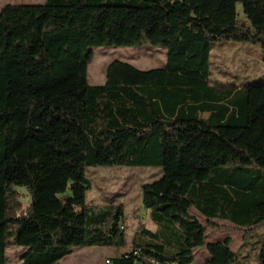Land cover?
<instances>
[{
  "label": "trees",
  "instance_id": "1",
  "mask_svg": "<svg viewBox=\"0 0 264 264\" xmlns=\"http://www.w3.org/2000/svg\"><path fill=\"white\" fill-rule=\"evenodd\" d=\"M240 6L241 12L237 9ZM256 44L264 63V0H45L0 10V264H59L76 247L125 245L123 205L86 203L88 167H159L143 183L140 228L110 264H232L231 239L205 225L264 223V81L211 82V44ZM162 47L161 67L111 62L87 82L94 47ZM16 186L30 204L22 214ZM215 227V226H213ZM245 244L243 236L242 245ZM153 260V261H151ZM264 264V238L257 252Z\"/></svg>",
  "mask_w": 264,
  "mask_h": 264
},
{
  "label": "rangeland",
  "instance_id": "2",
  "mask_svg": "<svg viewBox=\"0 0 264 264\" xmlns=\"http://www.w3.org/2000/svg\"><path fill=\"white\" fill-rule=\"evenodd\" d=\"M44 1L0 0V10L6 5L42 4ZM237 9L241 12L240 6H237ZM210 53L211 82L244 88L264 81V63L261 60V49L258 45L220 40L211 44ZM165 57L166 49L162 47H94L92 58L87 65V82L90 85L103 84L106 68L113 61L126 62L138 69L147 70L162 66ZM161 174L162 170L159 167L119 165L86 168L85 178L89 183L85 197L86 203L108 206L122 204L125 210L122 230L126 243L119 248L76 247L71 254L60 259L59 264H106L105 260L109 259L106 255H112L113 249L116 253L129 251L132 248L130 236L140 227L138 221L131 218L132 213H137L135 208L141 201L140 187L143 183L158 179ZM16 190L19 193L20 202L16 214L19 215L30 204V196L24 187L16 186ZM189 211L202 225H205L206 242L221 240L227 236L232 239L231 249L238 252L237 259L232 264H258L257 252L260 241L264 238V223L244 231V228L235 227L226 221L214 219L208 223L207 219L194 207H191ZM243 236H245L244 246L242 245ZM200 250L202 249L196 252L198 261L195 260L191 264H198L200 261ZM23 251L24 249L17 247H7L5 249L6 264H21L19 257ZM205 252L207 254V251Z\"/></svg>",
  "mask_w": 264,
  "mask_h": 264
},
{
  "label": "crops",
  "instance_id": "3",
  "mask_svg": "<svg viewBox=\"0 0 264 264\" xmlns=\"http://www.w3.org/2000/svg\"><path fill=\"white\" fill-rule=\"evenodd\" d=\"M159 67H161V66H159ZM155 68H157V67H155ZM143 70V69H142ZM140 204H141V201H140ZM140 204H139V206L137 207V208H135V209H137V213H132L131 214V218L132 219H136V221H138V223H139V228H137V229H135L133 232H132V234H131V236H130V242H131V238H132V235L134 234V233H136V232H138V230L140 229V228H144V229H146V230H149V231H151V232H154L155 230H156V225H155V223L151 220V218H150V213H149V210L148 209H142L141 208V206H140ZM190 210V209H189ZM124 207H123V216H122V218L124 217ZM189 213H190V211H189ZM191 214V213H190ZM135 215H136V217H135ZM191 215H193V214H191ZM193 216H195V215H193ZM196 217V216H195ZM197 218V217H196ZM124 219V218H123ZM198 219V218H197ZM214 219H216V218H212L211 219V221H214ZM217 220H221V221H226V222H228V223H230V224H232L233 226H235V227H237L236 225H234L232 222H230L229 220H225V219H217ZM124 225V224H123ZM206 236V235H205ZM228 237V236H227ZM226 238V237H225ZM225 238H223V239H225ZM230 238V237H229ZM223 239H221V240H215V241H222ZM231 239V238H230ZM215 241H209V242H207V243H211V242H215ZM231 242H232V239H231ZM231 242H230V245H229V247H230V249H231ZM17 248H19V249H24V248H20V247H17ZM95 248H97V249H103V248H108V247H95ZM198 249H202V250H200V261L198 262V264H202L206 259H208L209 258V255H208V253L206 254V252L205 251H207L206 250V248L205 247H196V248H193L192 249V251H193V254H194V261L196 260V262L198 261V259H197V257H196V252H197V250ZM232 250V249H231ZM233 251V250H232ZM116 254V250H114L113 249V254L112 255H106V257H109V259H111L114 255ZM105 258V257H104ZM103 258V259H104ZM59 262H61V260L59 261Z\"/></svg>",
  "mask_w": 264,
  "mask_h": 264
},
{
  "label": "built area",
  "instance_id": "4",
  "mask_svg": "<svg viewBox=\"0 0 264 264\" xmlns=\"http://www.w3.org/2000/svg\"><path fill=\"white\" fill-rule=\"evenodd\" d=\"M120 228L123 229V225H121ZM151 261H153V260H151ZM105 263H106V264H110L109 259H106V260H105Z\"/></svg>",
  "mask_w": 264,
  "mask_h": 264
}]
</instances>
